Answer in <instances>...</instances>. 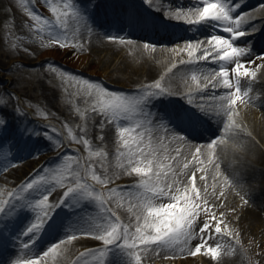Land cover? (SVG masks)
Returning a JSON list of instances; mask_svg holds the SVG:
<instances>
[{
	"label": "rangeland",
	"instance_id": "1",
	"mask_svg": "<svg viewBox=\"0 0 264 264\" xmlns=\"http://www.w3.org/2000/svg\"><path fill=\"white\" fill-rule=\"evenodd\" d=\"M188 1L197 2L196 5L193 6L194 9L202 7L204 3V0ZM263 3L264 0H262L260 4ZM52 4H55L59 9H61V18L64 20L66 27H61L59 21L57 20V14L51 9ZM106 4L107 6L110 5L109 2ZM67 5H75L77 9L80 8L87 15L89 21H84L78 18L74 14V11L69 10ZM92 6L93 5L87 0H0V91H4L6 89V87H4L5 85H11L15 90V94L12 96V102L10 105L13 108L14 115H16L15 123L18 121V123H16L17 126L13 127L17 133H24L22 127L19 126L21 125L20 119L23 120L25 116H31L29 122L34 121L33 126L35 123H41L36 127L38 129L36 135H39V138L43 139L39 145L41 147L40 149H32L22 157H19L18 154H16L15 156L13 155L12 157L9 156L4 158L11 159H8V162L0 167V177L7 171V169L14 167V164H17L15 162L17 160L20 161L18 164L21 162L24 164V162L29 161V159L34 160L33 163L29 165L25 164L19 168V170H21L22 167L26 166L25 171L23 172L21 170L20 173L23 176H25L24 173H26L27 176L24 178V180L27 181L33 178L37 172H39V175L44 176L45 180L48 178V181H50L52 175L56 171L61 170L59 167L60 165H67L73 175L69 176L67 173H65L63 186L67 185L69 181L79 182L82 178L84 181L91 184L92 189H103V194L105 196L104 203L108 206V210L106 211L105 208L102 207L101 202L98 203L97 209L106 211V213H109L111 217L107 223L97 224V222H94L92 224L97 227L107 226L108 224H117V219L115 218V215H113L116 214L114 212L116 209V203H122L120 202L121 199L119 201V198H121V192L128 190L130 187L128 181L124 182L126 179L125 174L134 172V170H129L128 158L126 156L118 155V150L121 152L127 151L119 138V127H127L129 124H133L134 121L123 120V118H121L122 122L119 124L116 122L107 123L106 126L110 127L109 134H107L105 128L101 129L99 127V117H95V119H97V123L93 126H90L89 120L85 113L91 114V107L93 106V101L96 98V92L90 87V85L85 84L84 80L103 84L104 87L109 88L110 91L125 92L128 95L138 94L139 87L123 86V84L116 83L119 82V79H117L118 76L122 75L121 71L112 69V66L109 62H106L101 56L96 57L94 55L91 34L95 28L92 24V21L94 16L98 15L99 12H94L92 10ZM257 6L258 5H253L247 8L246 11L251 12L255 17V20L258 18L264 20V13L255 11ZM185 8L186 7H183L184 10ZM27 9H31L38 15L44 16L49 22L46 28L37 29L35 27L36 21L28 14ZM49 28L52 31H49ZM88 28L92 29L91 32L88 31ZM55 31L66 35L68 37V44L70 47L77 50L78 54L88 55L89 61L81 67V70L87 72L89 76L74 73L70 67L66 66L70 64H66L52 55L40 58L43 52L48 51L50 48L46 47L44 43H41L40 37H44V41L46 42ZM38 32L39 35H37ZM106 35L104 34L100 39H97V44L104 41L108 37ZM124 37H126L127 40L139 43L143 42L142 39L130 36L129 33ZM206 37L207 36H205V38ZM81 42H83L82 47H74V44H81ZM174 42L175 41H171L170 43L172 44ZM60 46H63V44ZM208 46V42H206L205 47ZM49 63H52L54 66H60L64 72L61 73L59 71H50L48 67ZM93 72L97 74H92ZM69 73H72L77 77H83L84 80L72 79L68 75ZM260 73H262L261 75L264 76V71H260ZM193 74L194 71L187 72V75H192V77ZM97 75H102L103 77ZM45 84L48 86L49 91H56L53 94L54 96H50L51 99L54 100L52 104H50L46 94L44 93V91L46 92V90H48ZM41 87L44 91L41 89ZM89 92H91V96L88 95ZM6 93L10 92L7 91ZM255 93H257V95L264 94L260 93L258 89L255 90ZM204 96L205 95H200L196 98L198 100H202ZM158 99L151 101V109L154 113L158 111V107L156 106ZM249 99L246 100V103L252 107L251 110L257 109L264 113V107L262 108L261 105L256 102H251ZM166 103L170 108L174 106V102L169 100V97L166 99ZM203 104L207 103L204 102ZM96 106L98 107V105ZM17 107L22 109L20 114L14 109ZM44 113H47V115H44ZM172 116V113H170L164 120H166L171 125V127L177 131V127L171 121H169ZM54 122L59 123L58 126L53 125ZM237 123L240 124L241 122ZM86 125L88 126V137L91 141V151H89L88 145L70 139L73 133H75L77 136H82ZM256 125L257 128H260L258 132L259 135L262 137V139H264V123L262 124V127L261 125ZM5 127L8 129L7 125H5ZM30 127L31 125L29 124L28 128ZM243 127L247 129L248 132V123L243 124ZM24 128L27 130V127ZM222 128L223 124H221L219 129ZM69 129H71V131H69ZM41 132H44L46 135L39 134ZM177 132H184V134L189 136L191 134L189 131L181 128H179V131ZM247 132L244 135L246 138H250V133L248 134ZM138 133L144 134L145 143H147L149 137H151V147L156 150L153 168L155 167V169L158 170V164L165 162L166 160L174 163L175 157L171 156L173 150L164 153L161 151V153L160 150L156 148V140L161 137L160 135L166 136L168 133H170L164 129L163 125H152L143 128H137L131 133V136L135 137ZM101 134L104 136L103 140L100 139ZM216 134H219V131H211L210 138ZM49 135L51 137L50 139L48 138ZM173 136L175 137V135ZM174 137L168 136L170 139L168 140L169 143L171 139H176ZM68 138L70 139V143H68L69 148L62 146L63 141H66ZM57 140L60 141L62 147L56 148L55 145ZM196 143L202 146L201 153H195L194 149H190V147H187L186 151L184 149V151H178V153L181 155L183 162L186 163L190 161L189 163L195 164L191 165V171L193 172V169H195L194 172L196 174V179L199 180L197 187L200 188V196H204L205 193H211L213 189V192L219 191L224 193V198L219 200V203L223 204L224 207L220 208L219 211L225 212V216L220 217L219 212H217V219L213 222V230L210 237H214L215 235L217 237L219 236L225 238L231 242L236 248V254H240L241 261L239 264H264V205L255 206L253 208L254 214L247 217L243 211L244 203H242L241 197L249 201L251 204L252 199L250 195H245V193L240 191L239 188H233L231 186L225 188L221 182V178L215 175L214 167L218 166L220 171L229 176H232L233 173H236L238 176L237 183L241 184L244 181V177L240 174L239 168L243 166L245 167V165H239V161L246 162L250 169H252L250 167L251 165H264V148L259 146L261 151L259 153L261 154H257L262 158H257V155H254L252 152L247 150L243 152H237L235 155L229 153L233 158V164H235L232 165L233 169L230 173L231 168L226 169V165H223L220 161L223 156L220 159L209 163L211 157L209 154H206L203 151L204 141H196ZM73 144L74 148H70ZM183 145H186V143ZM31 146L34 147V145ZM141 146L144 147L145 154H148V147H146L145 144H142ZM179 147L180 146H178L176 150H178ZM38 152L39 155H37ZM97 152H100L101 154L96 155L95 153ZM162 154L166 155L163 156ZM192 156H198L199 160L204 161L203 165L192 160ZM134 159L136 160V164L132 166L133 169L135 166H143L139 164V157H135ZM85 165H87V167H85ZM93 165H95L96 174L100 175L101 177L111 176L112 182L110 184H101L99 181L92 180ZM100 165H104L106 167L104 172L99 170ZM110 167L111 169L112 167H115L113 174H110ZM201 167L205 169L204 172L200 171ZM75 173H79V176H76ZM160 174L166 178L165 181L159 185L164 187L165 184H168V175L162 173ZM203 175H205L206 178L203 180L202 185L200 176ZM148 177H150V175H148L147 178ZM116 180L120 183L119 185H115ZM190 181L191 175L188 174L180 182V185L173 189V191L176 189L183 190L187 188L188 194L192 195L193 193L191 190ZM209 181L213 183L210 186L207 185L209 184ZM254 181L258 187H263L262 185H264V182H262L261 179H254ZM51 183H55L60 186V183L52 179ZM123 183H125V185ZM44 184L46 185L47 183L44 181ZM5 188L6 190L3 194L4 198L7 197L11 186H6ZM109 189H113L114 191L109 192ZM141 189L142 190L137 191H141L143 193L145 191L144 185H142ZM41 192H43V189H41L39 192L35 190H29L27 193H24L25 197L20 201L19 204L15 203L11 214L7 212L1 232L6 233L10 223H13V225L20 223L21 227L24 225L23 230L25 231L35 220L36 215L39 214L28 205L35 199L41 198ZM78 195V193L72 194L64 204H61L58 207L56 217L61 212L64 221L66 216L71 218L75 212H82L86 218L89 219L91 217V213H88L86 203L81 201L80 195ZM253 195L256 197L254 193ZM13 196L16 199H19L20 194L17 192L15 195H11L10 197L12 198ZM109 196H113V199H110ZM263 198L264 195H261L257 198V201L259 202ZM170 202L173 201H169L167 197L160 199V203L167 204ZM233 208H235V211H232ZM29 210H31L29 215L20 221L21 212ZM3 215H0V219H2ZM53 218L54 216H51V218L45 224L46 226H44L42 232L36 236L33 243L39 242L42 236V239L46 236L47 225L50 224ZM202 219H204L203 214L197 218L195 224L199 225ZM56 221L57 220L55 219L53 225L56 223ZM220 221H222L221 230L223 235L215 233V223ZM69 228L70 230L66 231L63 235L58 234L52 240L42 243L38 250H36L35 245H32L33 243L28 245L27 239H25L23 242L25 245H27L26 247L32 248L30 253H26V255H24L26 257L22 259H30L34 256H39L41 252L42 253L40 255H42L44 252H47L51 244L57 242L59 239L64 238L66 234L82 227L69 225ZM230 231L231 234H229ZM13 237V243L16 242L20 245V237L15 236L14 233ZM74 239L80 242L83 246L82 249L79 250L80 252L87 250V253H83L79 258H77L74 264H98L100 254L99 252L95 251V249L99 247L100 244L97 243V241L94 239V236L76 235ZM141 246L138 250L141 253L142 264H177V262H179V264H210L211 262L210 258H207V261L205 260L206 257L204 248L203 251L201 250V252L193 255L191 253H181L178 246L173 248L164 247L155 249L154 252H151L152 254L148 255L145 251V248H150L153 246ZM194 246L195 245L191 247L194 248ZM224 255L225 254H222V257ZM229 255H231V253ZM148 256L151 257L148 258ZM118 257L120 259L127 260L128 264H135L131 251L124 248L121 244H117L116 248L110 250L107 257L109 258V264L112 260ZM213 259H215V257H212V260Z\"/></svg>",
	"mask_w": 264,
	"mask_h": 264
},
{
	"label": "snow or ice",
	"instance_id": "2",
	"mask_svg": "<svg viewBox=\"0 0 264 264\" xmlns=\"http://www.w3.org/2000/svg\"><path fill=\"white\" fill-rule=\"evenodd\" d=\"M147 3L154 5V0H147ZM240 0H204L203 6L195 9H188L187 11L176 8L175 14L177 19H184L188 23H202L207 22L213 29L223 28L227 35L213 34L207 37L208 47L203 48V52L200 56H196V53L201 49L204 42L203 40L185 42L184 48H180V51H188L195 59L201 58L208 60L210 57L213 60H219L220 66L214 73H209L212 76V86L214 88L224 86V90L219 93L220 99L215 107L206 108L199 104H195L198 111L193 112L191 110H176L172 115L180 124L184 125L187 130L195 132L201 125L209 122V118L222 121L223 128L219 129V134L214 135L207 140L190 139L189 135L184 132H177L171 125L164 119L159 118L158 114L154 113L151 109V101L158 99L161 96L172 95L171 85L166 86L165 77L161 76L159 79L153 80L151 83L142 84L138 89V94L128 95L125 92L110 91L109 88L104 87L103 84L84 80L83 77H77L72 73L68 75L72 79L84 80V83L90 85L95 90L96 98L93 101L91 107V114L85 113L89 120V124L95 125L97 123L95 117H99V127L104 129L107 123H121L123 120H133V124H129L127 127H119V138L123 143L126 152L118 150V155L126 156L128 158L129 170H134L135 173L145 174L150 177L143 180L145 191L141 194L144 198V211L147 215L143 216V227L127 226L122 227L119 223L108 224L107 226L97 227H85L74 230L68 233L64 238L58 240L59 243L64 241H71L76 235L82 236H97L99 241L103 242L102 245L95 249L99 252L101 257V264H106V259L109 255L110 249L114 244H121L124 248L131 251L134 257L135 264H142L141 253L138 250L141 245L148 247L153 246L157 249L168 247L173 248L178 243L181 245V253H191L195 255L201 252L202 248L213 256H219L220 245L215 247L210 246L205 241L212 235L213 222L217 219V212L220 217L225 216V212L219 211L224 207L219 203L220 199L224 198L223 192H211L205 193L204 196H200V188L196 186V174L193 171L191 173V189L192 195L188 194L187 188L181 190H172V186L177 183L176 174L173 173L172 181L169 184H165L164 187L159 186L165 181V177L160 173L164 171V165L160 164L159 169L154 171L153 164L155 162L156 150L151 147V137L147 143L144 141V134L138 133L135 137L131 136V133L137 128H143L152 125H163L167 132L173 133L178 139L190 145V149H194L195 153L199 154L202 151V146L197 144L196 141H204L203 151L210 155L209 163L214 160L220 159L225 154L231 153L235 155L237 152H243L248 147V139L244 135L247 129L243 127V120L238 124L234 117L237 116L236 103L241 100L243 94L244 99H249L247 93L248 88H241V77H256V68L264 66V52L252 53L251 45L249 43H241L240 38L250 35L256 29L252 27L249 29L245 25V20H251V16L248 13L238 12L241 8ZM69 10L74 11V14L84 20L89 21L87 15L75 5H67ZM264 8V5H261ZM51 9L57 14V20L61 27H66L64 20L61 18L62 13L55 4L51 5ZM28 14L36 21L35 27L37 29L46 28L48 20L38 15L35 11L27 9ZM87 27V25H86ZM49 31H52L50 28ZM91 28L88 31L91 32ZM39 35V32L37 33ZM110 41L119 40L123 43L126 39L124 36L108 35ZM41 43H44L46 47L57 48L63 44L64 48L69 47L68 37L61 34L58 31L53 32V35L45 42L44 37H40ZM81 44H74V47H82ZM145 47H155L156 45L150 44L145 41ZM179 48V45H176ZM215 53L213 56L212 54ZM242 65L244 67H242ZM254 65L255 67H251ZM49 70L61 73L64 70L52 63L48 65ZM175 67V65H173ZM230 73L235 74V83ZM219 77V79H216ZM195 79V74H193ZM207 79V77H206ZM91 96V92L88 93ZM12 93H0V107L7 108L12 102ZM18 103V101H17ZM98 105V107L96 106ZM17 113H21L20 107L14 108ZM223 113V115H219ZM47 115V113H44ZM9 123L3 112H0V132L7 133L8 129L5 127ZM71 131V129H69ZM39 134L46 135L44 132ZM50 139V135L48 136ZM73 141H79L88 145L89 151H91V141L88 137V126L86 125L82 136H77L75 133L70 137ZM100 139L103 140L104 136L101 134ZM145 144L148 147V154H145ZM56 148L61 147L60 141H56ZM100 155V152L95 153ZM39 155V152L37 153ZM135 157H139V164L143 166H135ZM192 160L197 161L203 165L204 161L199 160L198 156H192ZM17 164L19 160L15 161ZM60 171H56L51 179L57 181L63 186L64 175L71 176L73 173L69 170L67 165H60ZM87 167V165H85ZM103 167V165H101ZM187 168V165L184 166ZM215 167V175L221 178V182L225 188L229 186L233 188H239L240 191L248 194V189L245 185L237 183L238 176L233 173L232 176L224 174L220 171L218 166ZM83 170V169H82ZM201 172L205 169L201 167ZM92 180L99 181L101 184H110L112 177H101L96 174L95 165L92 166ZM79 176V173H75ZM45 177L39 175V172L26 181L19 189V199L14 196L10 200L0 199V215L5 214L10 210V206L14 203L19 204L25 197L24 193L29 190H35L41 192V198L35 199L30 202L28 206L32 207L39 214L36 215L35 220L25 230L24 235L27 236V244L31 245L37 235L43 230L44 225L53 215L55 209L64 204L69 197L78 193L84 198H94L101 202L102 207L108 210V206L104 203L105 196L103 189H92L90 183L84 181L82 178L79 182H71L67 186V190L63 194V199L58 200L56 203H50L48 196L51 194V189L45 187ZM114 191L109 189V192ZM47 193V194H44ZM163 197H167L169 201H173L167 204L161 203L159 206H154V200H160ZM242 203L247 204L248 201L241 197ZM183 202V203H181ZM203 205V206H201ZM235 211V208L232 209ZM203 214L204 219L200 221L199 225L195 224L197 218ZM140 217H137L136 223L139 224ZM221 223H215V233L221 234ZM199 228V231H197ZM147 229H154V234H150ZM31 234V235H28ZM231 234V231L229 232ZM194 237H199V243L193 247H182L187 245L188 242ZM27 245L22 242V245ZM57 248V242L51 244L47 252L42 255L47 256L48 252H52ZM41 256H34L30 259H15L12 264H40Z\"/></svg>",
	"mask_w": 264,
	"mask_h": 264
},
{
	"label": "bare ground",
	"instance_id": "3",
	"mask_svg": "<svg viewBox=\"0 0 264 264\" xmlns=\"http://www.w3.org/2000/svg\"><path fill=\"white\" fill-rule=\"evenodd\" d=\"M87 1L93 5L92 10L94 12H99L98 15L94 16V19L92 21V24L95 28V30L91 34L93 42V53L96 57L101 56L106 62H109L112 66V69L121 71L122 75L118 76L117 79H119V82L116 83L123 84V86L140 87V85L142 84L151 83L153 80L159 79L161 76H164L166 86L171 85L173 94L161 96L156 102V106L158 107V111H156V114H158L159 118L166 119V117L170 113L173 114L176 110H182V108L184 107V101L190 104L191 108H188L187 110L192 111L193 107H196L195 104H199L206 108L217 106L220 99L219 93L224 90V86L221 85L214 88L212 86V76L209 75V73H214L215 71H217L221 62L219 60L210 59V62L204 60L202 61V63H198L197 59H195L193 55H191L186 50L180 51V48H184L185 42L188 40H203V46L196 53V56H200L202 54L201 52L203 51L204 46H206V42H208L207 37L213 34V32H215V34L227 35L224 29H213L207 24V22L205 24L201 23V25L197 23H190L183 31H176L175 33L172 32L166 34V32L160 29L156 30L158 29L155 28L158 26L156 20L154 18L152 19V17L147 14L149 13L153 15V17L155 18H157V16H160L166 19H174L177 20L175 22L181 23V19L176 18L175 9H183V7H186L185 11H187L188 9H192L193 11H195L193 6H195L197 2L188 0H154V5H150L147 3V0ZM244 1L245 0H240L242 6L238 10V12H241V14L248 13L251 16V20L249 21L246 19L245 25L249 29L255 27L256 30L254 32H251V36L248 35L246 37H241L239 42L249 43L251 45L252 53L264 52V20H260V18L255 20L254 15L251 12L246 11L247 8L253 5H258L255 11L264 13V8L261 7V5H264V3L260 4L262 0H248L247 3H245ZM108 2L110 3L109 6H107L106 4ZM143 10L147 13H144ZM87 11L90 12L89 10ZM148 32H151V34ZM153 32H158L159 35H154ZM128 33L130 36L140 37L143 42L139 43L125 39V41L121 43L119 40L110 41L107 38L99 44H97L96 41L97 39H100L104 34L125 36ZM182 36L186 38L177 41L176 43H170L172 40ZM204 36L207 37L205 38ZM145 41L156 46L154 48L145 47ZM176 45H179L180 47L177 48ZM49 55H52L62 62L70 64L71 66L79 69L89 61L88 55L78 54L77 50L70 47V45L67 49H65L64 46H59L57 48L50 47L48 51L43 52L40 58ZM173 65H175V67H173ZM192 66H196L198 69L192 68ZM242 67L244 66L242 65ZM251 67L255 66L252 65ZM190 71H194L195 79H193L192 75H187V72ZM256 71V77H241L240 86L242 89L248 88L249 91L247 95L248 97H250L249 100L251 102L258 103L263 108L264 94L257 95V93H255V90L258 89L260 93H264V76H262V73H260V71H264V66L256 68ZM230 76L233 78V82L235 83V74L230 73ZM216 79H219V77H216ZM199 80H201V82H199ZM4 87H6V89L4 91H0L1 93H6L8 91L13 95L15 94V90L11 85H5ZM46 87L48 89L46 90V92L42 89V87L41 89L46 94V97L48 98L50 104H52L54 100H52L50 96H54L53 94L56 91H49L47 85ZM200 95H205L206 97L204 96L202 100L196 99V97ZM168 97L169 100L174 102V106L172 108H170L166 103V99ZM246 100L247 99H244V96L242 94L241 100L237 101L236 103L235 107L237 116L234 118L236 119V122H241L242 119L243 124L248 123L249 130L247 133H250V138H247L248 147L246 150L252 152L254 155H257L261 154L259 153L261 152L259 146H261V148H264V139H262V137L259 135L258 132L260 128H257L256 124L261 125L262 127V124L264 123V113L257 109L251 110L252 107H250L249 104L246 103ZM204 102H206L207 104H203ZM196 111H198L197 107ZM0 112H3L5 117L9 121V123L7 124V135L0 137V140L3 141L1 147H4L0 150L1 167L8 162V159H11L4 158L11 156V154L16 150L17 151L15 152V154H18L19 157H22L25 153H28L32 149H40L41 147L39 145L43 139L39 138V135H36L38 132V129L36 127L41 123H35L34 127V121L29 122L31 116H25L23 120L20 119L21 125L19 126L22 127L24 132L23 134H21L20 132L17 133V131L13 128L14 126H17L16 123H18V121L15 123L16 115H14L11 105L9 104L7 108L0 107ZM219 115H223V113H219ZM170 120L177 127V131H179V128L189 131L191 133L189 138L193 140L209 139L211 131H219L221 124H223L220 120L209 118V122L201 125L195 132H191V130H187L184 125L173 119V116L170 118ZM29 124L31 125L30 128H28ZM58 124L59 123L54 122L53 125L58 126ZM90 126L93 125L90 124ZM24 127H27V130H25ZM105 130L107 134H109L110 127L105 126ZM173 135V133H168V135L166 136L160 135L161 137L156 140V148L159 149L160 152L162 151L164 153L173 150L171 156L175 157L174 163L166 160L165 162L158 164V169L160 164L164 165V171L162 172V174L168 175V184L172 181L173 173L176 174L177 183L172 186V190L180 185V182L186 175H191V165H195L194 163H189L190 161L186 163L182 161L181 155L178 153V151H184V149L186 151V148L190 147V145H188L187 143L186 145H183L185 142L178 139L176 136L174 137ZM168 136L174 137L176 139H171L169 143L168 140L170 139L168 138ZM68 143H70L69 138L66 141H63L62 146H66L69 148ZM31 145H34V147ZM178 146L180 147L178 150H176ZM70 148H74V144ZM162 155L165 156L166 154ZM257 158L262 157L257 155ZM33 161V159H29V161H25L24 164L22 162L20 164H14V167H12L11 169H7V171L2 174V176L0 177V199L9 200L10 196H7V198L3 197L6 186L17 188V186L20 184V188L25 183H21L23 176L21 175L20 171L22 170L24 172L26 166L22 167L21 170H19V168H21V166L25 164L29 165L33 163ZM220 161L223 165H226V169L231 168V173L233 169L232 165H235L233 164L234 161L231 155L229 153L225 154L220 159ZM239 162V165H245V167L243 166L239 168L240 174L244 177V181L241 184L245 185L249 190L248 194L252 199L251 204L248 201L247 204L244 203L243 205L244 214L249 217V215L254 214L253 208L255 206L264 205V198L259 202L257 201V198L259 196L264 195V185H262L263 187H258L256 182L254 181V179H261V181L264 182V165H251L250 167L252 169H250L247 166L246 162ZM185 165H187V168L184 167ZM114 168L115 167H112L111 169L110 167V174H113ZM153 169L154 171H157L155 167ZM105 170L106 167L103 165L102 171L104 172ZM194 170L195 169H193V171ZM200 177L201 183L203 185V180H205L206 176L203 175ZM145 178H147L145 175L132 177V179L128 181L130 185L128 190L121 192V198H119V201L121 199L120 202L122 203H116L115 213L119 215V221L122 223V227H143V216L146 215V211H144V198L141 195L142 192L137 190H142L141 188L143 185V180ZM45 182L48 184V186L46 184L45 187L51 189V194L48 196L50 203L54 204L58 200L64 198L63 194L67 190V186L60 187L55 183H51V179L50 181H48V178L45 180ZM196 182V186H198L199 180L196 179ZM69 183L71 182L69 181ZM208 183V186L213 184L211 183V181H209ZM123 184L125 185V183ZM216 193H219V191H217ZM253 193L256 195V197L253 195ZM79 195L80 200L86 203L88 213H91V217L87 219L82 212H75L71 216V218L69 216H66L63 221V216L60 212L56 217V223L50 227L52 235L55 234L57 236L58 234H64L66 231L70 230L69 225L85 228L95 227V225H92L94 222H97V224L108 222L110 215L106 214V212H103L102 210L97 209V205L100 202L99 200H95L94 198H84L81 194ZM109 197L110 199H113V196ZM159 204H161L160 200L153 201L154 206H158ZM14 206L15 203L10 206V210L8 211V213L11 214ZM58 207L56 209H58ZM30 211L31 210L21 212L20 221L25 219L27 215H29ZM137 217H140L139 224L136 223ZM146 231H148L150 234H154V229H147ZM197 231H199V228H197ZM13 233L15 236L24 237L21 233L20 223L15 224ZM0 236L2 238H5V234H3L1 230ZM96 239L99 244L102 245L103 242L99 241L97 236ZM205 242L212 247H215L217 244L220 245L219 256H213L209 254L206 249H204L206 257L205 260L207 261V258H210V264L240 263V254H236L237 251L235 246L227 239L214 235V237L207 238ZM197 243H199V237H194L188 242L187 245H182V247H191L193 245H196ZM81 245L82 244L78 241H65L63 243H58L57 248L52 252H48L47 256L40 255V264H70ZM116 246V244L113 245L110 250H113L114 248H116ZM177 246L178 248L181 247L179 243L174 247ZM155 249L157 248L150 247L145 248V251L148 255H150L152 254L151 252L155 251ZM230 253L231 255H229ZM222 254L225 255L222 257ZM22 255H24V250L17 249V246L14 245L13 247L0 251V264H9V261H7L8 259L13 257H20ZM149 257L151 256H148V258ZM212 257H215V259L217 260H212ZM107 264H109V262ZM110 264H128V261L120 259L118 257L112 260ZM177 264H179V262H177Z\"/></svg>",
	"mask_w": 264,
	"mask_h": 264
}]
</instances>
